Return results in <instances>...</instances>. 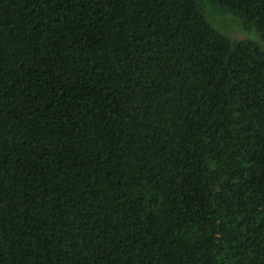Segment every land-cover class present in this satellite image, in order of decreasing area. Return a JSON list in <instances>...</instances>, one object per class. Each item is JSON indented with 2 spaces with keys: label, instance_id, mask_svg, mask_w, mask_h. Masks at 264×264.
Wrapping results in <instances>:
<instances>
[{
  "label": "trees",
  "instance_id": "trees-1",
  "mask_svg": "<svg viewBox=\"0 0 264 264\" xmlns=\"http://www.w3.org/2000/svg\"><path fill=\"white\" fill-rule=\"evenodd\" d=\"M264 0H0V264H264Z\"/></svg>",
  "mask_w": 264,
  "mask_h": 264
},
{
  "label": "rangeland",
  "instance_id": "rangeland-1",
  "mask_svg": "<svg viewBox=\"0 0 264 264\" xmlns=\"http://www.w3.org/2000/svg\"><path fill=\"white\" fill-rule=\"evenodd\" d=\"M206 15L209 21L220 32L231 39L249 38L255 40L262 48H264V37H261L254 28H244L240 19L229 12H224L216 6L207 4Z\"/></svg>",
  "mask_w": 264,
  "mask_h": 264
}]
</instances>
